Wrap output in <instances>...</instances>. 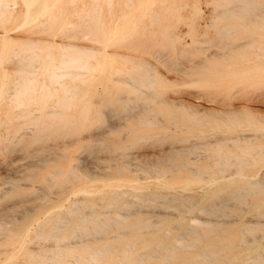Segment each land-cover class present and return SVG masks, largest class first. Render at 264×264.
Returning <instances> with one entry per match:
<instances>
[{
	"label": "rangeland",
	"instance_id": "374dc122",
	"mask_svg": "<svg viewBox=\"0 0 264 264\" xmlns=\"http://www.w3.org/2000/svg\"><path fill=\"white\" fill-rule=\"evenodd\" d=\"M0 1V264H264V0Z\"/></svg>",
	"mask_w": 264,
	"mask_h": 264
},
{
	"label": "bare ground",
	"instance_id": "6f19581e",
	"mask_svg": "<svg viewBox=\"0 0 264 264\" xmlns=\"http://www.w3.org/2000/svg\"><path fill=\"white\" fill-rule=\"evenodd\" d=\"M1 2V1H0ZM246 2V1H245ZM248 2V1H247ZM253 2L255 3L256 2V0L254 1L253 0ZM253 2H252V0H251V4H253ZM248 3H250V2H248ZM240 5H242L241 3H239ZM257 4V2L255 3V5ZM254 5V4H253ZM252 5V6H253ZM243 6L244 7H246V5H244L243 4ZM250 6V5H249ZM257 6V5H256ZM256 6H255V11H256V9H258L259 10V6L256 8ZM238 7V6H237ZM243 7V8H244ZM248 7V6H247ZM238 9V8H237ZM252 9V8H251ZM250 9V7H249V9H246V10H251ZM261 9V8H260ZM238 10H241L240 9V7H239V9ZM235 11V10H234ZM237 11V10H236ZM254 11V12H255ZM249 12H247V14H248ZM259 13V12H258ZM214 14V13H213ZM219 15V14H218ZM235 15V14H234ZM249 15H250V13H249ZM250 16H252V13H251V15ZM231 18V17H230ZM218 19H219V17H218ZM240 20H242L241 18H240ZM244 20V19H243ZM245 21V20H244ZM216 25V24H215ZM224 29H226V28H224ZM229 30V29H228ZM69 37V36H68ZM35 39L36 38H31L30 37V39L28 38L27 39V41L28 40H30V42H33L32 40H34L35 41ZM60 41L63 43V45H64V47H66V45H68V44H70V42H68V41H66L64 38H63V36L61 37V39H60ZM30 42L28 41V43L30 44ZM27 43V44H28ZM48 43H52V42H50V41H48ZM73 43V42H72ZM75 43V45L77 44L76 42H74ZM73 43V44H74ZM33 44H35V43H33ZM47 44V43H46ZM79 44V43H78ZM81 44V43H80ZM32 45V44H31ZM40 45H38V47H39ZM79 46H83V45H79ZM78 45H76L75 47L78 49V48H80ZM85 46V45H84ZM87 46V45H86ZM41 47H42V44H41ZM89 47V46H88ZM264 48V47H263ZM88 50V49H87ZM90 51H92V50H90ZM258 51V50H257ZM85 52V51H84ZM262 52V51H261ZM86 53V52H85ZM27 65V64H26ZM33 65V63L31 64V66ZM22 66V65H21ZM24 66V65H23ZM29 66V65H28ZM34 67L36 66L35 64L33 65ZM82 68H83V66L82 65H78L77 63H74L72 66H65V65H59L58 63L57 64H53L52 65V68H51V73H53L54 75H55V77H56V86L58 85V84H61V82H62V77L64 76V75H72V76H76V75H78V76H80L81 75V72H80V70H82ZM74 69V70H73ZM77 69V70H76ZM21 70V69H20ZM25 70V73H26V71H27V69H24ZM34 72H36V68H33V69H30L29 71H28V73H30V74H32V73H34ZM39 71L37 70V73H38ZM24 73V72H23ZM24 73V74H25ZM20 75V74H19ZM26 81H31L32 79H35L33 76H26V78H24ZM13 87V86H12ZM17 87H19V85H17ZM136 87V86H135ZM15 88V87H14ZM137 88V87H136ZM13 89V88H12ZM25 90V89H24ZM181 96H191V97H194V98H197V99H200V96L199 95H197V94H184V95H181ZM181 96H179V97H181ZM175 100H178V98L176 97L175 98ZM197 102V101H196ZM198 103V102H197ZM137 113V112H136ZM158 122V121H157ZM255 134V133H254ZM204 152V151H203ZM185 153V152H184ZM205 155V154H204ZM174 156V155H173ZM204 157V156H203ZM213 157V156H212ZM224 158L225 157V155L224 156H221V158ZM220 158V159H221ZM194 159V158H193ZM201 159H202V157H201ZM184 163V162H183ZM182 163V164H183ZM190 163V162H189ZM193 172V171H192ZM264 175V173H262V175H260L261 177ZM253 179H256V178H253ZM257 180H259V179H256L255 181H257ZM263 181V178H262V180H260V182L259 183H263L262 182ZM254 183V182H253ZM256 183V182H255ZM251 184V183H250ZM258 186H259V184H258ZM261 186H264V185H261ZM234 192V191H233ZM250 193V192H249ZM242 195H244V192L243 193H241ZM247 194V193H246ZM194 196V195H193ZM224 197H226V196H224ZM224 197L222 198V199H224ZM228 198V197H227ZM238 198V197H237ZM239 198H241L240 196H239ZM243 198V197H242ZM226 199V198H225ZM224 199V200H225ZM219 200H221V197H220V199ZM240 200H243V199H240ZM245 200H247V198L245 199ZM221 201H223V200H221ZM186 202V201H185ZM215 202V201H214ZM232 202V201H231ZM231 202H226L225 204H226V207H229L228 206V203H229V205H231L232 203ZM246 202V203H245ZM243 201V203H245V204H247V202L248 201ZM193 203V202H192ZM224 203V202H223ZM222 203V204H223ZM231 203V204H230ZM190 204H191V201H190ZM206 204V203H205ZM216 204V203H215ZM235 204H236V202H235ZM206 206V205H205ZM231 207V206H230ZM237 207V206H236ZM206 208V207H205ZM213 209H214V207H212ZM218 208H219V206H218ZM175 209V208H174ZM207 209V208H206ZM223 209V208H222ZM166 210V209H165ZM221 210V209H220ZM223 210H225V209H223ZM212 211V210H211ZM110 212V211H109ZM108 212V213H109ZM220 212V211H219ZM133 213L134 212H132V214L131 215H133ZM136 213V212H135ZM150 213V212H149ZM89 214V213H88ZM126 215H130L129 213H125ZM85 214L83 213V215H80V216H78L77 218H76V221H75V223L78 225V223H79V221H80V219H82V216H84ZM65 217H67V216H65ZM110 217H112V216H110ZM200 216H198V215H194V216H192L191 217V220L190 221H193L194 223L196 222L197 224H199L200 226H201V224L202 223H204V222H207L208 220H207V218L208 217H202V218H199ZM64 218V217H63ZM116 218H114V220H115ZM210 219V218H209ZM118 220V219H117ZM211 220V219H210ZM219 220V219H218ZM189 221V222H190ZM246 221H252V222H254V221H256L257 222V219H255V216H250V217H248L247 219H246ZM259 221V220H258ZM95 222H97V220L95 221ZM192 222V223H193ZM247 223V222H246ZM255 223V222H254ZM258 223V222H257ZM175 226V225H174ZM194 226V225H193ZM204 226V225H203ZM152 227V226H151ZM197 228H189L188 229V227H185V231H184V234L186 233V234H188V235H192V233H194V232H196L197 234H196V237H200V234H199V232H200V229H198V226H196ZM202 227V226H201ZM78 228H79V226H78ZM86 228V227H85ZM172 229V228H171ZM173 230V229H172ZM88 231V230H87ZM170 232V231H169ZM177 234V233H176ZM189 238V237H188ZM201 238V237H200ZM175 239V238H174ZM173 239V240H174ZM181 239H182V237H181ZM187 239V238H186ZM191 239V238H190ZM178 240V239H177ZM192 241H193V239H192ZM203 241V240H202ZM165 242H166V240H165ZM173 242V241H172ZM172 242H170V243H172ZM185 242V241H184ZM244 242V241H243ZM79 244H84L83 246H85V244H87V241L86 240H82V242H78ZM78 243H73V244H71V245H69V247L71 248V247H73V245H77ZM195 243V242H194ZM197 243V242H196ZM166 244H169V243H166ZM182 244V243H181ZM182 245H185V244H182ZM192 245V244H191ZM168 246V245H167ZM198 246H199V244H198ZM93 246H85V248H84V251H87V250H89V249H91ZM109 247V245H106V244H101V246H99L98 248H95L96 249V254H97V256H95V257H90V256H85V258H81L80 257V259H77L78 261H79V263L80 264H90L91 263V261H94V260H96V259H98L99 257H100V255L99 254H101L105 249H107ZM166 247V246H165ZM130 248V246L128 245V244H126V246L123 248L124 250H122V251H120V253H121V257L117 260V259H114V258H111L113 261H114V263H112V264H135L136 263V261H139V260H141V254H139V255H136V256H134V257H132L131 259H129L128 257H127V255H126V249H129ZM178 248V247H177ZM176 248V249H177ZM198 248V247H197ZM196 248V249H197ZM58 249V248H57ZM94 249V250H95ZM156 248H154V249H151V250H149V251H147V253L148 254H153V255H155L156 257H159L161 260H165V259H168V258H170L171 257V255L174 253L173 251H171L169 248V250H170V252L171 253H169V254H166V251H168V250H166V249H157V250H155ZM200 249V248H199ZM202 249V248H201ZM59 250V249H58ZM210 250V249H209ZM62 251V250H61ZM201 251H203V249L201 250ZM200 250L199 251H197V252H201ZM53 252H54V250H53ZM64 252V251H63ZM194 252H196L195 250H194ZM196 252V253H197ZM262 252V251H261ZM211 253H213V252H211ZM191 254V253H190ZM217 254V253H216ZM205 255V254H204ZM203 255V256H204ZM207 255V254H206ZM206 255H205V257H206ZM210 255V254H209ZM105 256V255H104ZM202 256V257H203ZM213 256V255H212ZM211 256V257H212ZM218 256V255H217ZM101 257H103V255L101 256ZM188 257V256H187ZM214 257V256H213ZM220 258V257H219ZM100 259V258H99ZM207 258H205V260H206ZM217 259V258H216ZM260 259V258H259ZM191 262V261H190ZM208 262V261H207ZM213 262H215V261H213ZM198 263V262H197ZM200 263V262H199ZM146 264V263H145ZM149 264H160V263H155V262H153V263H149ZM164 264V263H163ZM194 264V263H193ZM214 264H216V263H214Z\"/></svg>",
	"mask_w": 264,
	"mask_h": 264
}]
</instances>
